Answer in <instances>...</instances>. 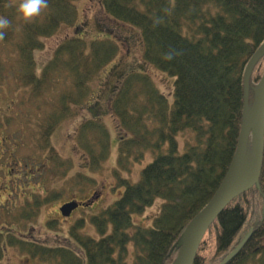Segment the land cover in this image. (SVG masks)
I'll list each match as a JSON object with an SVG mask.
<instances>
[{"label":"trees","instance_id":"trees-1","mask_svg":"<svg viewBox=\"0 0 264 264\" xmlns=\"http://www.w3.org/2000/svg\"><path fill=\"white\" fill-rule=\"evenodd\" d=\"M76 1L49 0L50 16L40 24L17 18L13 7L16 0H0V15L12 21L0 39V46L15 42V27L20 28L24 35L18 44L20 62L26 82L35 84L38 91L42 81L32 71L34 51L42 46L41 36L52 35L62 23L76 16ZM96 1L98 29L102 34L106 32V37L95 41L93 61L82 62L81 40L74 38L57 48L49 68H68L74 74V89L79 90L85 83L84 75L95 73L102 64H107L106 70L111 65L121 49L117 29L126 25L141 32L146 59L175 76V103L170 112L162 113L161 139L152 143L141 134L139 121L136 123L132 118L134 100L147 92L150 99L151 81L138 73L126 75L124 81L121 78V89L110 105L130 129L124 132L120 126L123 131L118 143L120 165L128 169L127 164L132 161L141 162L143 151L152 145L157 149L153 161L136 183L117 173L116 184L123 193L100 214L92 216L97 236L82 233L81 220L79 230L73 233L75 248L36 245L29 247L27 253L32 259H40V264H172L180 252L178 240L214 196L236 153L243 121L244 72L264 42V0ZM117 67L112 72L118 73ZM263 74L264 58L255 67L251 82L257 83ZM135 83L142 84L137 91L132 89ZM103 86L107 100L116 88L113 90L108 82ZM153 92L152 96H156L157 90ZM61 97L64 102L51 114V130L70 113L72 101L80 102L78 95ZM101 98L98 95V101ZM157 103L165 106L167 100ZM84 125L80 128L83 141L80 137L78 141L89 153L91 165L102 164L108 157V142L99 139L96 144L88 140L91 133L101 138L108 131L98 122ZM93 127L96 130L91 131ZM184 128L195 133L198 143L187 144V150L181 153L175 134ZM165 143L169 148L160 149ZM157 198H162L163 204L152 226L136 224L135 215L143 214ZM49 201L41 199L37 205ZM31 211L32 206L27 213ZM49 226L57 227V222L51 220ZM251 230L249 241L229 264H264V160L259 188L241 195L223 211L204 237L194 264H220ZM12 240V245L19 244V240Z\"/></svg>","mask_w":264,"mask_h":264},{"label":"rangeland","instance_id":"rangeland-1","mask_svg":"<svg viewBox=\"0 0 264 264\" xmlns=\"http://www.w3.org/2000/svg\"><path fill=\"white\" fill-rule=\"evenodd\" d=\"M75 3L76 16L62 23L52 35L41 36L42 46L34 51L32 71L36 79L42 81L39 91L34 88L35 84L26 82L24 76L25 69L22 68V61L20 62L22 57L18 49V44L24 39L20 28L15 27V42L0 46V62L3 65V70L0 71V118L2 119L0 122V180L8 186L3 203L8 212H11L12 220L15 219L13 222L0 217V230L4 231V234L0 235V245L3 248L8 246L0 264H40L38 261L40 259H30L26 251L29 247H36V245L46 247L69 245L75 248L73 233L77 231V225L81 223L79 222L81 220L84 225L80 231L97 236L91 222L92 216L100 214L123 193V189L116 184L117 173L121 172V176L136 183L140 180L143 170L153 161L157 149L152 145L143 151L141 162L132 161L127 164L129 170L120 165L118 143L123 136V131L130 132V129L129 125H123L119 113L110 105L118 96L116 93L118 89H121L122 77L130 73H138L151 81L150 99L147 98V92L144 95L140 94L134 100L132 108L135 112L132 118L136 123L139 121L137 124L141 126V134L152 143L161 139L164 130L161 121L162 113L170 112L169 109L175 103V76L146 59L144 43L138 29L119 23L121 27L117 29V33L121 38L118 34L110 35L121 39L118 41L121 47L118 55L107 70V64H102L96 67L95 73L84 75L82 82L85 83L79 90L74 89V74L68 68L62 66L50 69L52 61L55 60L57 48L65 40L74 38L81 40L82 62H91L95 41L106 37V32L102 34L98 29L100 19L97 14V1L77 0ZM50 13V9H45L32 21L43 24L41 21L45 22L46 19L47 22ZM17 26H19L18 23ZM115 66H118V73L112 72ZM3 80L5 81L2 82ZM105 82H108L113 90L116 88L115 93L111 97L108 96L107 100L104 98L106 92L102 93ZM140 85L142 84L135 83L132 89L137 91ZM257 87L258 85L256 89ZM155 90L157 94L152 96ZM69 94L78 95L80 102L72 101L70 113L61 118L56 128L51 130V114L59 108L61 96L69 97ZM98 95L103 96L99 101ZM156 100L157 102L167 100V103L161 106ZM63 102L64 100L61 104ZM253 109L251 107V110ZM251 110L249 116L252 115ZM89 121L103 124L108 131L107 136H101V138L91 133L92 135L89 136L91 139L88 140L96 144L99 139L108 142L110 148L108 157L102 164L91 165L89 153L82 149L78 141L79 137L80 141H83L80 128ZM121 125L123 131H121ZM93 130H96V127H93L91 131ZM175 137L181 153L187 150V144L198 143L195 133L187 128L181 129ZM250 143L255 144L253 135L250 136L248 145ZM168 148V144L165 143L160 149ZM96 192L101 194L100 197L88 207H82L69 218L61 215L60 208L64 202L74 198L88 202ZM41 199H50V201L38 206ZM28 202L34 205H28ZM162 204L163 199L157 198L143 214L135 215V223L145 227L152 226L154 219L160 214ZM5 205H1L0 209ZM31 206L32 211L29 214L27 212ZM53 219L59 222L57 227L50 228L49 221ZM2 224H5L6 228H12L14 235L21 238V241L28 242L23 245L16 244L18 247L10 246L6 243L4 235L12 230L5 229ZM34 242L35 244H32Z\"/></svg>","mask_w":264,"mask_h":264},{"label":"water","instance_id":"water-1","mask_svg":"<svg viewBox=\"0 0 264 264\" xmlns=\"http://www.w3.org/2000/svg\"><path fill=\"white\" fill-rule=\"evenodd\" d=\"M263 57L264 43L252 56L245 71V107L243 125L238 149L231 167L215 196L191 221L179 239L178 248H180V253L174 264H194L200 244L212 224L233 200L253 187L259 186L264 157V76L256 90L254 109L251 116H249V100L250 79L254 68ZM251 133L255 139V159L252 174L250 178L245 181L241 176V166L243 164L245 149ZM80 204L81 203L77 201L69 202L61 208V211L64 216H71L73 211L78 208ZM251 234L252 231L247 234L245 239L221 264H227L231 261L246 245Z\"/></svg>","mask_w":264,"mask_h":264},{"label":"clouds","instance_id":"clouds-1","mask_svg":"<svg viewBox=\"0 0 264 264\" xmlns=\"http://www.w3.org/2000/svg\"><path fill=\"white\" fill-rule=\"evenodd\" d=\"M18 18L26 22L39 17L43 10L49 7V0H16L13 4ZM12 25V21L5 15H0V39H3L6 30ZM169 59L171 56L168 57Z\"/></svg>","mask_w":264,"mask_h":264},{"label":"bare ground","instance_id":"bare-ground-1","mask_svg":"<svg viewBox=\"0 0 264 264\" xmlns=\"http://www.w3.org/2000/svg\"><path fill=\"white\" fill-rule=\"evenodd\" d=\"M255 159V144L250 143L247 148L243 159V164L241 166V176L243 180L250 178L254 166Z\"/></svg>","mask_w":264,"mask_h":264},{"label":"flooded vegetation","instance_id":"flooded-vegetation-1","mask_svg":"<svg viewBox=\"0 0 264 264\" xmlns=\"http://www.w3.org/2000/svg\"><path fill=\"white\" fill-rule=\"evenodd\" d=\"M10 182V181H9ZM6 189H8V186L3 182V180L1 181L0 180V206L1 205H5L3 202V199H4V193H5V191H6ZM65 203V202H64ZM13 204V203H12ZM10 213L11 212H8V209L6 208V205H5V207L4 206H2V208L0 209V217L4 220V219H10V220H12V218H11V215H10ZM13 221V220H12ZM14 222V221H13ZM3 225V224H2ZM5 225V224H4ZM3 225V227H5V229H9V231H11L12 230V228H6V226H4ZM8 231V230H7ZM4 234V231H1L0 230V235H3ZM8 234L9 235H14V233H13V231L12 232H7L4 236H5V240H6V243H8L9 242V236H8ZM21 239V238H20ZM24 240H27V239H24ZM26 242H28V241H26ZM7 250V248H3V246H2V250L4 251V250ZM5 250V251H6Z\"/></svg>","mask_w":264,"mask_h":264}]
</instances>
